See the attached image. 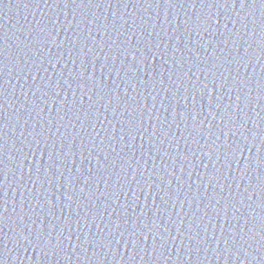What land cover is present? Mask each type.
I'll use <instances>...</instances> for the list:
<instances>
[{
    "label": "water",
    "instance_id": "obj_1",
    "mask_svg": "<svg viewBox=\"0 0 264 264\" xmlns=\"http://www.w3.org/2000/svg\"><path fill=\"white\" fill-rule=\"evenodd\" d=\"M261 41L259 0H0V262L264 264Z\"/></svg>",
    "mask_w": 264,
    "mask_h": 264
},
{
    "label": "snow or ice",
    "instance_id": "obj_2",
    "mask_svg": "<svg viewBox=\"0 0 264 264\" xmlns=\"http://www.w3.org/2000/svg\"><path fill=\"white\" fill-rule=\"evenodd\" d=\"M216 4L218 6H222L223 8H227L229 6V0H215ZM257 2V0H252V4H255ZM168 3L171 4V0H168ZM259 3L261 5H264V0H259ZM202 5H204V3H201ZM246 5H248V0H240V7L241 8H245ZM193 6H195V4L193 3ZM209 7H211V5H208ZM232 7H235V0H232ZM197 23H196V26H195V31L199 32L201 30V27L202 25H208L209 24V20L208 19H200L199 17L197 18ZM188 22L186 21V24ZM204 31H207V27H204ZM49 35H51V33H49ZM261 44H264V41H261ZM0 51H2V48H0ZM148 52H152V59H155V56L158 55V53L154 52L153 50L151 49H147V57H148ZM147 57L145 55H143L140 59V63L143 64L147 61ZM135 58V57H134ZM245 83V86H247V82H244ZM78 86H82V85H78ZM69 87H71V84H69ZM259 91H260V95L257 97V100H260V99H264V81H260L259 82ZM0 95H2V91H0ZM237 100H240V97L238 96L237 97ZM55 102V101H54ZM61 103H65V100L62 101ZM217 107H219V105H217ZM59 111V109H58ZM209 112L215 116L214 113H212L211 111V108H209ZM235 118V117H233ZM195 119V117L193 118ZM223 119V117H222ZM142 123L143 121L140 120L139 122H133V121H130L128 122V127L131 128L133 125H138L136 127V130L139 129V127L142 126ZM233 127H235V125H233ZM124 130V129H123ZM209 136H211V131H209L208 133ZM4 147L3 144H0V149H2ZM231 155V156H235V155H240L242 154V150L241 148L237 147V148H233L229 153L228 155ZM85 183H87V181H85ZM237 205H239V203H236V204H233L232 201H229L228 204H226L225 206L226 207H235L238 209ZM240 206V205H239ZM262 211H264V200L261 201V205H260ZM5 210H6V207H5ZM252 212L255 211V209H251ZM249 219H251V221H254L255 220V217H245V223H248L249 222ZM260 232L261 233H264V216H261L260 217ZM147 226V225H146ZM255 228V223L252 224V231L254 230ZM149 231H151V229H149ZM254 232V231H253ZM187 235V234H185ZM262 239H264V236L261 237ZM37 240H39V237H37ZM32 241H30L31 243ZM110 243V242H109ZM0 264H2V262H0Z\"/></svg>",
    "mask_w": 264,
    "mask_h": 264
}]
</instances>
